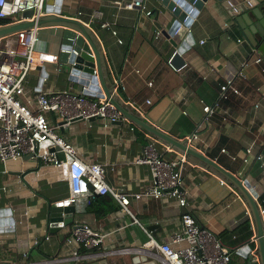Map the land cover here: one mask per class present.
<instances>
[{
    "label": "crops",
    "instance_id": "1",
    "mask_svg": "<svg viewBox=\"0 0 264 264\" xmlns=\"http://www.w3.org/2000/svg\"><path fill=\"white\" fill-rule=\"evenodd\" d=\"M126 1L60 0L58 12L82 19L93 30L105 64V83L110 86L115 81L112 91L129 110L180 138L197 132L198 137L191 143L244 177L256 190L263 207L264 52L248 41L220 0H205L187 27L193 39L179 52V60L172 62L169 60L172 51L184 39L174 44L162 32L170 27L173 16H164L158 0H145L152 11L149 14L138 6H125ZM95 11L98 13L93 15ZM104 21L109 26L102 25ZM58 31L55 25L39 27L36 49L57 53ZM255 56L261 60L255 61ZM224 77H231L240 92L219 99L215 111L208 115L202 108L203 102L217 101L218 84ZM98 85L103 91L101 84ZM24 87L29 96L39 87L79 90L77 82L68 77L66 64L58 59L43 61L30 69ZM101 98L106 97L102 94ZM45 114L49 121L59 123L55 111L46 110ZM57 130L76 146L80 158L104 165L106 181L127 193L129 211L122 210L110 192L82 193L73 203L72 220L51 230L47 219L49 207L68 193L66 167L43 163L28 153L0 160V260L3 263L70 264L99 256L106 258L107 264H127L132 252L141 247L158 253L155 248L145 246L147 231L158 242L167 240L180 228V216L185 210L197 222L218 232L231 229L249 217L248 237L242 228L223 236L227 243L234 242L233 239L241 241L239 249L252 237L247 204L231 182L213 167L156 139L165 157L178 158L182 154L185 157L181 160V188L187 202L180 205L173 197L132 196L131 193L141 191L152 180L148 165L128 161L142 151L149 135L126 116L106 122L100 118L90 121L74 118L69 123L58 124ZM249 145L252 151L244 160ZM256 154L261 157L257 158ZM113 205L115 208L108 209ZM79 221H86L103 233L97 249L79 245L72 237L71 228ZM122 245L133 249L111 250ZM253 261L258 263V259ZM232 263L247 264V256L235 251Z\"/></svg>",
    "mask_w": 264,
    "mask_h": 264
},
{
    "label": "built area",
    "instance_id": "2",
    "mask_svg": "<svg viewBox=\"0 0 264 264\" xmlns=\"http://www.w3.org/2000/svg\"><path fill=\"white\" fill-rule=\"evenodd\" d=\"M123 4L127 7L138 6L148 14L152 12L145 0H128ZM51 5H55V2ZM26 9H31L30 17L49 11L46 0H0V20L7 18L0 23L20 18L22 11ZM97 13L98 11H95L93 15ZM14 14L17 15L16 18L13 17ZM102 25L109 26V22L104 21ZM38 28L32 25L0 37V160L17 158L28 153L43 163L64 165L67 170L68 193L55 200L56 205L72 204L82 193L110 192L120 203L121 209L129 211L127 193L106 181L104 165L99 161L80 158L76 146L57 130L58 123L49 121L45 114L46 110L55 111L63 120L61 124L69 123L74 118L90 121L92 116L106 122L120 118V110L107 98L92 97L82 90L70 88L39 87L33 95H26L24 85L30 69L43 61L55 62L58 59L57 53L36 49ZM111 31L114 33L115 29ZM159 32L157 29L156 34ZM176 52L175 48L169 57L170 61ZM254 60L260 61L261 57L255 56ZM239 92L232 78L224 77L218 85L217 101L213 104L203 102L202 108L209 115L215 111L219 99ZM254 105L257 106L258 103L255 102ZM197 137L198 133L192 132L186 137L187 142L191 143V140ZM42 143H45L44 147L41 146ZM251 151L250 145L245 148L244 160H247ZM255 156L261 157L260 154ZM184 158L183 154L178 158H167L154 139L147 140L142 151L128 161L148 165L152 180L141 191L131 195L165 199L173 197L178 204L185 205L186 195L181 188V160ZM260 210L264 212L263 207ZM180 223V228L161 242L156 241L151 232L147 231L148 239L144 244L158 250L162 264H233L232 253L238 251L239 246L231 249L223 245L218 236L208 226L197 222L190 211L181 213ZM71 233L79 245L86 247L100 242L103 236L100 230L93 228L86 221L76 222L71 228ZM131 249L133 248L130 246L122 245L111 250L126 252ZM250 251L252 252V249ZM0 264L5 263L0 260Z\"/></svg>",
    "mask_w": 264,
    "mask_h": 264
},
{
    "label": "water",
    "instance_id": "3",
    "mask_svg": "<svg viewBox=\"0 0 264 264\" xmlns=\"http://www.w3.org/2000/svg\"><path fill=\"white\" fill-rule=\"evenodd\" d=\"M59 1L46 0L49 11H45L36 17H30L31 9H26L22 11L20 18L0 23V37L32 25L38 27L46 25L57 26L59 29L57 35L60 40V47L57 52L58 61L66 64L68 77L77 82V89L82 90L88 95L102 96L104 94L120 110L122 115L146 131L149 135L147 140L156 139L164 142L177 151L213 167L219 174H223L231 182L232 188L245 200L253 226L252 237L238 251L247 256V264H251L253 259H258L259 264H264V212L260 210L261 205L257 199L256 190L244 177L237 175L233 170L223 166L215 158L187 142L186 137L180 138L172 135L155 126L149 119L143 118L129 110L116 93L112 91L111 85L115 86V81H112L110 86L105 83V64L102 61L101 50L95 33L82 19L58 12ZM158 1L164 8V16H173L170 27L162 29L164 35L168 36L169 40L174 44H178L181 38H184L181 40L180 46L177 47V52L172 57L171 61L175 62L177 59L179 60V52L184 46H187L188 40L193 39L191 31L187 27L191 23V17L202 6L205 0ZM220 1L228 9V12L235 17L248 41L259 51L264 52V0ZM52 2H55V5H51ZM53 7L54 10H52ZM157 11L159 12V9ZM156 25L161 27L159 22H156ZM98 83L101 84L103 91H100ZM92 118H95V116H92ZM62 122L63 120L60 119L58 124L60 125ZM73 211V203L69 205L52 204L49 207L47 218L50 229L52 230L58 225L70 222ZM98 247L99 242L88 249L94 250ZM251 249L252 252L250 251ZM70 264H107V262L106 258L93 256L89 261L72 262ZM127 264H162V261L157 252H153V250L146 247H141L139 250L132 252Z\"/></svg>",
    "mask_w": 264,
    "mask_h": 264
},
{
    "label": "trees",
    "instance_id": "4",
    "mask_svg": "<svg viewBox=\"0 0 264 264\" xmlns=\"http://www.w3.org/2000/svg\"><path fill=\"white\" fill-rule=\"evenodd\" d=\"M7 20V18L6 19H3L2 18V20H0V21H6ZM221 82V81H220ZM219 82V83H220ZM219 85V84H218ZM233 94V93H232ZM219 160V159H218ZM98 195L100 194V193H97ZM101 194H103V193H101ZM261 203H262V206L264 207V200L263 201H261ZM109 208H115V205H113L112 207H108V209ZM99 211L100 210H98V209H96L95 210V212L96 213H99ZM236 226V225H235ZM231 227V229H228V228H224V229H222L220 232H218V231H215V230H213V229H211L210 227V229L218 236V238H219V240H220V242L224 245H227V246H229V247H236V246H238V244L241 242H237V239H233L234 240V242H229V243H227L226 242V239L224 238V234L225 233H236L235 231H236V229H244V231H245V234H246V237H248L249 236V234L251 233V228H250V220H249V217H245L243 220H241L238 224H237V226L236 227ZM251 264H258L256 261H253Z\"/></svg>",
    "mask_w": 264,
    "mask_h": 264
},
{
    "label": "rangeland",
    "instance_id": "5",
    "mask_svg": "<svg viewBox=\"0 0 264 264\" xmlns=\"http://www.w3.org/2000/svg\"><path fill=\"white\" fill-rule=\"evenodd\" d=\"M13 17H14V18H16V17H17V15H16V14H14V15H13Z\"/></svg>",
    "mask_w": 264,
    "mask_h": 264
},
{
    "label": "clouds",
    "instance_id": "6",
    "mask_svg": "<svg viewBox=\"0 0 264 264\" xmlns=\"http://www.w3.org/2000/svg\"><path fill=\"white\" fill-rule=\"evenodd\" d=\"M56 205V204H55Z\"/></svg>",
    "mask_w": 264,
    "mask_h": 264
}]
</instances>
